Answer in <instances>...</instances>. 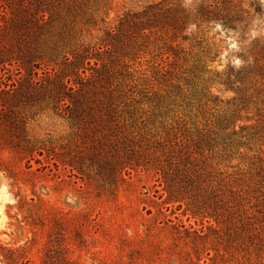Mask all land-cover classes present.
<instances>
[{
  "label": "trees",
  "instance_id": "1",
  "mask_svg": "<svg viewBox=\"0 0 264 264\" xmlns=\"http://www.w3.org/2000/svg\"><path fill=\"white\" fill-rule=\"evenodd\" d=\"M186 1L157 0L127 12L104 33L99 45L90 46L73 42L72 25L79 17L84 26L93 23L94 13L108 0H93L94 12L83 9L78 0H7L9 12L3 11L0 23V68L9 72L8 66L16 63L20 76L12 80L0 73V172L16 183L32 172V161L40 162L37 156L44 148L29 133L28 117L36 108L51 109L75 128V138L63 152L47 150L51 158L83 175L93 172L112 186L125 182L135 167L152 169L163 186L159 198L166 194L164 207L185 202L193 215L216 221L221 232L217 243L224 244L231 258L242 253L250 264H264V225L255 226L252 218L257 215L249 212L229 176L216 171L202 152L190 151L182 140L156 139L142 127L144 121L140 120L141 127L136 125L142 104L167 113L185 94L184 88L189 104L223 102L209 90L218 81L235 95L227 101L231 108L219 115L216 130L205 133L206 144L226 149L241 145L244 131L249 141L264 138V32L250 35L259 31L256 22L264 20L263 3ZM216 27L245 42L236 52L240 65L228 62L222 70L209 68L217 53L207 41ZM143 57L146 68L141 69ZM181 61L187 66L180 67ZM150 80L168 85L160 93L147 87ZM243 118L256 123L239 124ZM7 150L14 153L13 165L3 157ZM256 158L253 164L264 170V159ZM22 162L27 171L18 166ZM173 227L180 235L183 225ZM196 236L205 239L203 230ZM193 249L199 253L197 245ZM13 254V249L0 245L5 261Z\"/></svg>",
  "mask_w": 264,
  "mask_h": 264
},
{
  "label": "rangeland",
  "instance_id": "2",
  "mask_svg": "<svg viewBox=\"0 0 264 264\" xmlns=\"http://www.w3.org/2000/svg\"><path fill=\"white\" fill-rule=\"evenodd\" d=\"M78 1L83 9L94 12L93 0ZM154 1L157 0H108L107 5L94 13L90 25L84 26L81 17L76 19L78 22L72 25L73 42L99 45L104 33L116 26L125 13L141 10ZM6 2L0 0V23L3 11L9 12ZM261 2L264 6V0ZM256 26L259 31L253 30L252 37L264 32V20H258ZM238 36L234 32L226 34L220 27L211 30L207 42L208 46H215L217 56L209 68L222 70L228 62L241 64L236 52L245 42ZM145 59L135 66L146 68ZM186 66L184 61L180 62V67ZM8 67L9 72L0 68V73L4 78L16 80L20 76L17 64ZM167 85L168 81L150 80L147 87L162 93ZM209 90L223 102L189 104L184 88L185 94L177 98V104L167 113L142 104L137 110L141 119L136 125L141 127L142 120L145 124L142 127L156 139L178 138L190 151L202 152L216 171L229 176L231 184L245 198L249 212L257 215L252 218L257 222L255 226H262L264 221H259L264 220V170L258 171L255 164L256 157L264 159V138L249 141L248 131H244L241 145L226 149L222 144H206L205 133L216 130L219 115L231 108L227 101L235 95L218 81ZM28 118L29 133L44 150L42 156H37L39 163L32 161V172L23 175L25 183L24 179L16 183L0 172V245L14 251L9 261L1 256L0 264H250L242 253L231 258L224 244L217 243L221 232L213 218L193 215L185 202L180 207L178 202L164 207L166 194L159 198L163 186L154 170L135 167L118 186L103 181L93 172L83 175L47 152L48 149L63 152V147L74 140L75 128L69 120L42 107ZM243 119L239 124L256 123L255 119ZM3 157L11 165L16 163L13 152L7 150ZM18 166L27 171L23 162ZM168 219L173 221L166 222ZM174 224L183 225L179 227L180 235ZM199 230H203L205 239L196 236ZM195 245L200 249L197 254ZM251 258L254 262V255Z\"/></svg>",
  "mask_w": 264,
  "mask_h": 264
}]
</instances>
